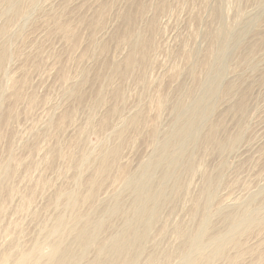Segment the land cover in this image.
Wrapping results in <instances>:
<instances>
[{
    "label": "rangeland",
    "instance_id": "1",
    "mask_svg": "<svg viewBox=\"0 0 264 264\" xmlns=\"http://www.w3.org/2000/svg\"><path fill=\"white\" fill-rule=\"evenodd\" d=\"M7 2L0 0V30L7 26L5 35L0 34V53L6 43L10 56L0 66V163L10 162L13 169L11 177L3 176L0 165L7 190L1 191L3 201L16 187L1 215V248L7 250L17 238L23 248H29L41 224L50 225L54 215L65 210L67 194L73 189L83 198L91 187L94 202L122 189L124 172L136 170L153 155L155 137L167 136L176 119L173 105L188 102L191 95L186 94L192 91L193 96L199 94L207 48L218 38L220 27L230 35L224 42L229 54L221 92L201 129L191 167H186L187 157L179 165L181 188L173 191L176 200L165 208L146 253L155 249L158 240L163 248L177 246L178 223L194 227L201 222L202 179L208 174L217 185L209 207L208 236L224 232L228 215L251 194L256 198L250 208L260 209L264 202V0H36L33 4L19 0L28 10L24 16L8 11ZM203 137H210L205 139L210 143ZM211 137L222 142L211 143ZM104 149L112 155L107 175L97 171ZM161 173L155 169L157 181ZM92 202L85 200L81 208ZM258 208L261 219L239 231L227 243L225 256L214 264H264V209ZM192 210L197 213L190 219ZM164 226L167 231H160Z\"/></svg>",
    "mask_w": 264,
    "mask_h": 264
},
{
    "label": "bare ground",
    "instance_id": "2",
    "mask_svg": "<svg viewBox=\"0 0 264 264\" xmlns=\"http://www.w3.org/2000/svg\"><path fill=\"white\" fill-rule=\"evenodd\" d=\"M35 1L36 0H31V4H33ZM18 2H19V0H8V2H7L8 3V11H11V12L15 13L16 15L24 16L25 14H27L26 12L28 10L22 8L20 6V4H18ZM221 20H223V19H221ZM217 21H218V18H217ZM6 27H3L0 30V34L6 33ZM220 28L221 29L218 33V38L217 39L215 38V41L213 40L214 42L212 41L213 45L211 48H207L210 50H209V54H207L206 61L204 62V65L206 66V75H205V78L203 79V81L201 83L199 82V84H200L199 87L197 86L199 88V90H198L199 94H197L196 96H193L196 93L193 94V91H192V93L186 94L187 96L191 95L190 96L191 98L188 99L189 100L188 102L182 103L181 101H178L176 104L173 105L172 110L176 114V119L174 120L172 127L168 131L167 136L164 137L163 139H160L159 137H157V139H156V137H155L154 138L155 139L154 140L155 150L153 152V155H151V157L145 163L140 164L136 170L132 169V171L128 170L127 172H124V175H123L124 177H122V179H121L122 180V189L120 191L113 193L108 198H96L95 202H94V200H92L93 198H95V193L91 187H88L86 195L83 196V198H82V196L79 197V195H78L79 190L78 189H73L72 191L68 192L67 198H66L67 202H66V205L64 207L65 210L63 212L61 211L58 214L54 215V218L52 219V223L50 225H46L45 221L43 224H41L40 229H38L39 231L37 233V236L34 238L32 245L29 248L28 247L23 248L22 245L20 244L18 238H17V240L13 241L15 243L10 248H8L7 250H5V247H2V248L0 247V264H214V262L216 260L221 259L222 257L225 256L227 243L237 233H239V231H241L244 228H248L254 222H256L257 220L259 221L261 219L260 218L261 216L259 217V212H256L258 207L255 206L256 208L254 207V209H251L249 206L250 202L254 201L256 198L255 194H251L248 197V200L246 202H243L238 206V207H240L238 210H235V212H233L232 214H229V215L227 214L228 218H226V220L228 219V223H227L228 226H226L227 229L225 228L226 230L224 232L214 233V234L208 236L207 235L208 221H209L210 216H211V213L209 211V207H210V205L214 199V196L217 192V185L215 186L216 183L214 182L215 181L214 176L212 177L211 175L208 174L209 172L208 173L206 172L208 175H206L204 180L202 179L203 182L201 181L203 183V185H202V194L203 195L202 196L205 199L204 204L202 205V203H203L202 202V203H200L201 205H199L202 207V208L200 207L202 210H199L200 212H202V218L199 219V220H201V222H198V225L194 226V227L190 223H186V224H184L183 222L178 223L177 226L175 227V233L177 235L176 237H178V239H180V243H178L177 246H173V244H172V247L170 246L169 248H167V247L163 248V247H161V242L158 240V241H156V243L154 242L155 249L153 251L149 252L148 254L146 253L148 251L147 245L149 242H151V238H152L151 234L155 230V228L157 227L158 221L163 216L165 208L167 207L168 204L172 205L174 203L173 201L176 200V198H174V192L173 191L179 190L181 188L180 178L182 176L179 172V165L187 157L186 167H191V165H192L191 159L193 158L194 149H195V147H197V145L199 144V141L201 140V137H202L201 136V129L204 126V124L207 123V121L210 117V114L213 112L217 97H218L219 93L221 92V84H222V79H223V75H224V69H225V66L227 63V56L229 54L228 47L226 46V44H224V42H225V39H227L225 36L229 37L230 35H229V32H227L228 29H225V27H220ZM213 36H212V38H213ZM3 43H5V42H3ZM229 47H230V45H229ZM3 49H5V50H3ZM160 49H161V47H160ZM2 50L3 51L0 53V66L5 65L4 64L5 61H7L10 58V56H8L9 54L6 52V50H7L6 43H5V46L2 48ZM187 52H189V50ZM189 55H192V54L190 53ZM202 60H204V59H202ZM202 64H203V62H202ZM188 72H189V70H188ZM175 74H177V73H175ZM201 77H203V76H201ZM198 81H200V79ZM41 84L44 85V83H41ZM194 84H193V86H194ZM182 86H183V84H182ZM0 87L2 88V86H0ZM179 93H180V91H179ZM165 98L166 97H164V101H165ZM162 102H163V100H162ZM162 102L158 103V101H157V103H158L157 105L158 106H159V104L162 105ZM183 102H184V100H183ZM131 107H132V105L130 106V108ZM130 108L128 110H130ZM132 109H134V108H132ZM158 109L159 108H157V110ZM129 112H131V110ZM132 115H134V113ZM132 115H131V119H132ZM120 122L123 123L122 121H120ZM133 123H131V124H133ZM118 124H119V121H118ZM165 127H166V125H165ZM211 128H213L212 129V131H213L214 130L213 125H211ZM156 129H157V126H156ZM136 130H139V129H136ZM139 132L140 131H138V133ZM165 132H166V130H165ZM118 138H120V137H118ZM211 138H212L211 143L215 142L216 139H213V137H211ZM205 139H207V138L206 137L202 138V140L206 141ZM208 139H210V137H208ZM150 142H152V141H150ZM220 142H222V141L216 140L215 144L217 143V145H219ZM206 143H210V142L206 141ZM202 146H203V142H202ZM251 147H252V145H251ZM249 148H250V146H249ZM112 151H114V150H112ZM243 152H245V151H243ZM40 153H42V152H40ZM43 153H44V151H43ZM128 153H129V150H128ZM147 153H149V152L147 151ZM259 153H260V151H259ZM40 155L41 154H39V156ZM110 157L112 158V155H109L108 152L105 151V149L102 150V152L100 153V157H99L100 162H99V167L97 169L98 172L105 173V172H107V170L110 169L109 165L107 164V163H109ZM126 157H127V155H126ZM251 157H252V155H251ZM251 157H250V159H251ZM110 160L112 161V159H110ZM139 160H138V162H140ZM12 162H13V160H12ZM121 164H122L121 166H124L123 163H121ZM136 164L137 163H135V165ZM0 165H1V170H3V172H4L3 176L6 175V176L11 177L13 165L11 166L10 162L9 163L5 162L2 164L0 163ZM15 165L17 166V164H15ZM118 165H119V163H118ZM115 167H117V166H115ZM120 168L121 167H119V169ZM132 168H134V167H132ZM155 169L156 170L160 169L162 171V173L160 175L161 177L159 176L160 178L158 181L156 180V177L154 174ZM187 171L189 174V170H187ZM196 171H197V169H196ZM28 173H30V172H27V174ZM203 173H205V172H203ZM20 174L22 175V173H20ZM122 174H119V175H122ZM158 175H159V173H158ZM194 175H195V173H194ZM26 176L23 179H26ZM120 178H121V176H120ZM215 179L217 180V177ZM121 180L119 182H121ZM191 181H192V179H191ZM252 181H255V179ZM24 182H28V181H24ZM91 182H92V180L90 181V183ZM256 182H259V180ZM256 182H254V183H256ZM22 183H23V181H22ZM109 183H110V181H109ZM250 183H251V181H250ZM118 184L119 183H117V186H118ZM78 185L81 188L82 183H78ZM189 185H192V183H190ZM199 186H200V184H199ZM14 187H16V186H14ZM14 187H13V189H14ZM118 187L113 188V189L116 190ZM18 188H19V186H18ZM190 188H192V187H190ZM4 189H5V185H3V182L1 181V178H0V223L2 221L1 220L2 219L1 218L2 212H3V210L5 211L4 203L7 202V200L10 198L11 194L14 191L13 189H11V191L9 193L7 192L8 193L7 200L3 201V195H2L3 193H1V191H7ZM249 190L251 191V189H249ZM65 191L66 190L64 189L63 192H65ZM178 192H180V191H178ZM178 192H176V193H178ZM61 193H62V191H61ZM101 193H103V192H101ZM176 193H175V195L177 196ZM185 193H186V191H185ZM185 193H184V196H185ZM198 193H199V191H198ZM228 193H231V192L228 191ZM100 195H102V194H100ZM128 195L130 196V198L128 197ZM184 196H183V198H184ZM227 196H225V198ZM181 197H182V195H181ZM222 198L223 197L221 196V199ZM229 198L230 197H228V199ZM18 199L19 198H17V200ZM81 199L84 202H82ZM223 199H222V201H223ZM241 199H243V198H241ZM85 200L88 202L89 201H93V202L91 204H89L85 209H83V208H81V205L85 203ZM188 200H189V198H188ZM194 200L195 199L193 198L192 201H194ZM196 200H195V202H196ZM239 201H241V200H239ZM12 202H13V200H12ZM177 202H178V199H177ZM221 202H219V203H221ZM181 203L182 202H180V204ZM185 203H187V202H185ZM193 204H194V202H193ZM175 205H176V201H175ZM259 206H260V209L258 208L259 210L264 209V202L260 203ZM178 207L180 208L182 206L179 205ZM191 207H193V206H191ZM189 208L190 207H188L187 210ZM195 208H197V206ZM216 208H218V207L216 206ZM10 209L12 210V208H10ZM171 210H173V208ZM189 210H188V212H189ZM231 210H232V208H231ZM231 210H229V213L232 212ZM224 212H222V214H224ZM196 213H197V211L194 210L191 213L192 217H190V219L193 218L196 215ZM10 215L11 214H8V216H10ZM199 215H201V214H199ZM189 216H190V214H189ZM220 217H221V215H220ZM222 217H223V215H222ZM10 219L8 218V220H10ZM116 219H119V221L117 222ZM215 219L216 218H214V220ZM187 221H189V220H187ZM192 221H193V219L190 220L189 222L192 223ZM224 221H225V219H224ZM172 222H173V220H172ZM184 222H186V221H184ZM4 223H7V222H4ZM20 223L21 222H19L18 224H20ZM18 224H17V227H18ZM227 224H225V225H227ZM4 225H6V224H4ZM190 225H192V226L190 228H188ZM10 227H12V226L10 225ZM10 230L11 229H9V231ZM165 230H166V227L164 226L163 229L160 231L165 232ZM3 232H6V231H3ZM213 232H214V229H213ZM161 233H160V235H161ZM0 234H2V233H0ZM11 234H12V232H11ZM14 235H16V234H14ZM153 235L155 236L154 233H153ZM160 235H158V236H160ZM1 236L2 235H0V238H1ZM22 237H23V235H22ZM24 237H25V235H24ZM22 240H23V238H22ZM242 242H241V244H242ZM232 243H234V242H232ZM0 245H2V244H0ZM23 245H25V244H23ZM45 245H47L49 247V250L47 252H45L43 250ZM258 245H259V242H258ZM248 252H249V250H248ZM11 254H14V255L10 256ZM174 256L176 257V260L173 258ZM173 259H174V261H173Z\"/></svg>",
    "mask_w": 264,
    "mask_h": 264
}]
</instances>
